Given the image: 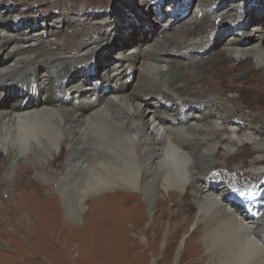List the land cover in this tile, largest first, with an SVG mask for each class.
<instances>
[{"label":"bare ground","instance_id":"1","mask_svg":"<svg viewBox=\"0 0 264 264\" xmlns=\"http://www.w3.org/2000/svg\"><path fill=\"white\" fill-rule=\"evenodd\" d=\"M148 1L142 0L138 6L123 0L106 11L104 24H92L82 22L87 20L84 11L70 17L61 8L36 0H0V7L6 9L3 13L8 2H16L28 7L32 19L45 26L44 34L34 28L26 34L18 25L28 24L30 19L13 21L0 12V196L4 192L7 201L19 196L28 199L30 207L39 205L35 216L55 210V192L62 198H75L74 206L68 203L66 211L73 214L87 209L90 231L113 226L106 243L116 264H147L149 256L158 255L157 241L164 223L177 219V209L169 212L167 205H182L190 192L192 213L181 212L186 217L183 227H172L174 238L185 235L174 264H264V211L237 203L244 193H264V165L255 167L253 162L259 161L255 158L251 174L240 180L212 175L219 148L231 154L238 144L248 141L262 150L259 127L250 125L240 133L226 104L216 95L198 93L203 88L200 82L184 88L178 85L183 86L188 74L200 70L217 51L198 59L200 52L213 50L220 32L234 29L236 24L242 31L215 59L252 60L264 77V13L253 16L242 4L237 8L241 0H233L232 10L216 13L215 21L210 18L213 7L224 0H188L190 10L184 19L159 12L161 20L155 16L159 25L155 28V20L147 14L152 7ZM35 4L44 7L35 10L31 8ZM53 13L57 17H50ZM223 19L231 23L227 25ZM76 21L83 28L78 35ZM86 25H95V30L82 37ZM144 26L148 27L145 32ZM61 27L71 29L72 43L64 45L61 34L65 29ZM123 28L126 31L121 33ZM136 28L149 43L135 41ZM44 35L54 39L46 40ZM212 35V44L204 40ZM116 36L118 44L109 48ZM32 41L38 47H22ZM130 42L133 44L126 47ZM45 43L55 46L56 53H49ZM27 53L30 56L23 57ZM174 57L189 59L185 63ZM194 61L198 68L187 70ZM208 69H201L197 76ZM232 70L228 67L226 72ZM222 131L224 143L217 137ZM49 169L57 173L54 178L47 175ZM31 174L42 181L41 190L51 187L54 191L44 204L39 200L40 190L28 179ZM88 196L91 199L85 206ZM23 201L13 209L7 210L4 201L0 206L3 221L12 229L28 227L19 218L28 209V202ZM123 213L125 218L120 217ZM106 214L110 218L102 219ZM148 220L158 228L144 229ZM38 222L35 220L36 225ZM43 222L48 229L58 225L52 213L45 214ZM192 223L190 237L186 230ZM125 225L138 236V247L128 240ZM8 235L0 242L6 255L11 248ZM141 236L146 237L143 244ZM73 237L60 244L62 264L72 262Z\"/></svg>","mask_w":264,"mask_h":264},{"label":"rangeland","instance_id":"2","mask_svg":"<svg viewBox=\"0 0 264 264\" xmlns=\"http://www.w3.org/2000/svg\"><path fill=\"white\" fill-rule=\"evenodd\" d=\"M14 1H21V2H30L34 0H14ZM38 2H44L48 6H57L61 8V11L65 13V16L67 14H70L74 17L73 14L79 12H85L87 14V20L84 21V19H81L82 22H91L94 23H101L102 20H104L107 16V12L109 11L113 6L117 5V3H121L123 0H36ZM131 3L138 4L142 0H129ZM154 0H149V4L151 7V13H147L150 20L154 21L156 12L162 11L165 15H169L172 13H167V8H172V11L174 9L175 12L180 13L182 11L185 4H181L179 8L176 6L170 5L168 1H165V3L160 7V9L155 8L157 4H154ZM182 1V0H180ZM179 3V0H177ZM176 2V3H177ZM185 3L188 2V0H184ZM242 4L241 8L248 10L249 13H252L253 16H255L258 12L264 13V0H241L237 6V8H240L239 5ZM246 4V5H245ZM7 6L9 7L6 11V13H3L6 9H3L0 7L1 14H7L8 19L13 21H21V19H30L28 24L24 25L21 23L19 24L18 30L21 32H25L26 34L29 33V30L31 28H34L38 30L39 32H42L44 34L45 30L42 27H45L43 25L44 22L41 20L34 21L32 19V12L29 10L27 11L28 7H23L21 4L17 5L16 2L10 3L8 2ZM31 6V5H30ZM233 6V0H224L220 5H214L213 11L214 13H211L210 18L217 21L218 16L216 13H224L227 10H232ZM44 5H33L31 8L35 10L42 9ZM124 7V6H123ZM122 7V8H123ZM121 8V9H122ZM251 8L254 10L251 12ZM190 10V9H189ZM41 12V11H40ZM58 13L51 14L50 17H57ZM146 14V15H147ZM187 14H189L187 12ZM186 14V15H187ZM152 15V16H151ZM202 14L198 15V20L200 21L198 24H201ZM258 16V15H256ZM216 17V18H214ZM154 20H153V19ZM157 20V19H156ZM154 21L156 24L155 28H158L159 25L157 24V21ZM223 21H227V25L230 22L229 19H223ZM33 22V23H31ZM77 27V33L76 35L80 34V32L83 30L81 24V21H76ZM157 22V23H156ZM48 23H51L48 21ZM174 24V23H173ZM31 25V26H30ZM63 25V24H62ZM57 26V25H56ZM241 26L239 24H236L234 29H226L220 32L221 34L219 37V43L214 47L213 50L207 52H200V55H198L196 58H204L208 55H211L213 52L214 56L211 59H208L209 61L206 63H203L200 66V70L189 73L188 74V80L187 82L182 86L180 83L178 84L181 86V88H184L185 86H196L198 82L203 85L202 89H198V93H201L203 96H207L209 94L216 95V97L224 103L226 107H228L232 114H234V120L237 122L238 127L237 131L242 133L245 131L250 125H256L259 127L260 130V138L262 139L263 145H264V77L258 73V70L255 69L254 63L251 61L246 60V58H235L231 61H228L227 59H223V61L217 62V59L215 57L217 54L219 55V51L224 48L225 46H229L231 43H233V39L237 37L236 33L242 30H239ZM64 28L65 31L61 36L64 38V45L72 43V40L74 41V35L71 33V29ZM60 28V29H61ZM246 28H251V25L246 26ZM57 30L59 28H56ZM59 29V30H60ZM123 28L122 32H125ZM93 30V31H92ZM95 30V25H86L84 28V34L81 36H91ZM148 27L144 26L143 32L147 31ZM233 30V31H232ZM20 32V33H21ZM138 29H135V41H141L146 40L149 43L148 38H143L141 35H138ZM115 32L112 33V36H114ZM125 34V33H124ZM240 35V34H239ZM150 36V34H149ZM60 37V36H58ZM215 36H210L209 39L206 41H209L210 43L214 41ZM45 38V35H44ZM74 38V39H73ZM46 40L52 41L54 37L52 35H49L48 38H45ZM113 43H111L109 48L112 47V44H114L113 47H116L115 45L118 44L119 38L113 37ZM66 40V41H65ZM48 42V41H47ZM59 45L62 44V41H57ZM105 42H101L102 46H104ZM48 45L49 49L52 54L56 53L55 46H51L48 43H45V45ZM133 43H128L126 47H129ZM212 44V43H211ZM39 43L32 41L29 43H25L22 45L24 49L28 50V48L31 47H38ZM108 48V49H109ZM241 48V47H240ZM29 53L25 54L23 57H27ZM212 54V55H213ZM211 55V56H212ZM30 56V55H28ZM20 55H16L15 58H19ZM173 59L180 60L181 62H188L189 57H174ZM217 64L216 67H214V64ZM198 64V61H194L193 64L190 65L188 69L198 68L196 65ZM220 64V65H219ZM194 66V67H193ZM232 68V71L226 72L227 68ZM209 68L208 71L205 73V75L201 76L200 78L197 76V74L201 71V69ZM184 70V69H183ZM101 71V70H100ZM212 76V77H211ZM205 81V82H204ZM213 81V82H212ZM191 92H194L191 90ZM229 100V101H228ZM234 112V113H233ZM237 119V120H236ZM225 128V127H223ZM224 132L222 131L221 135L217 134L218 140L221 143H224L226 141V138L223 137ZM224 147H221L216 152V158L217 161L214 165V169L212 171V175L214 176H226L230 179H238L240 180L241 177H246L247 175L251 174L250 167L252 166L253 160L255 158H259V161L253 162L255 167H259L261 165H264V147L262 150H258L253 147L251 143L248 141H244L242 144H238L233 150L231 154H228L226 150L223 149ZM219 153V154H218ZM259 153V154H258ZM262 153V154H261ZM257 156V157H256ZM62 162L65 160V155L62 154ZM251 160V161H250ZM47 165V164H46ZM235 171H239L237 173H234ZM250 172V173H249ZM57 173H55L53 170H48L47 175L51 178H54V176ZM1 177V175H0ZM28 179L30 183L36 187V189L41 193L39 200L43 202H46L47 200H50L53 195L56 194L53 198V204L55 205V210L53 212L45 211V214L48 215L49 213H52L57 216L58 219V225L56 227H53L51 229H48L47 227H44L43 217L42 214H37L35 216L34 212L38 210L39 205L36 207L31 206V202L27 201L28 199H24L22 197H12L9 201H7V194L4 192H1L0 196V206H3L2 201H4V204L7 206V210L9 207L11 209L15 208L17 205H20L22 201L26 204L28 202V209L24 210L22 214L20 215V220H24V223L28 226L27 228H11V225L7 224L3 221V213L0 214V242L4 238V235L8 233L9 235V243H11L10 252L8 255L5 254L3 251V246L0 243V264H62L59 258L60 253V244L64 242L65 240H68L73 237L74 242L71 245L70 248V264H116V260H114V257L110 255L111 249L107 245L106 241L109 238V235L107 234L108 229H112L113 226L106 225L104 229L98 231L97 233H94L93 231H90L89 224H90V216L89 213H87V209L85 211L81 212H74L73 214H68L66 211L68 203L73 205L75 204L76 199L75 198H62L52 190L50 187L49 189H43L41 190L40 185L42 184V181L35 175L31 174L28 176ZM1 183V182H0ZM7 190V188H6ZM91 199L90 196L85 198L84 205H88V201ZM159 200V199H158ZM157 200V201H158ZM142 202V200H141ZM39 204V203H38ZM176 205V204H175ZM43 206V205H41ZM74 206V205H73ZM30 207V208H29ZM174 208H176V214L177 219L176 221L170 222L167 220L162 228L161 235L158 237L157 241V250L158 255L156 258H152L149 256L147 264H174L176 251L178 248L179 243L181 242V237H175L172 233V227L173 228H181L183 227L185 223V214H181V212L186 211L188 213H192L194 208V202H193V196L190 192H188L184 198L182 205L179 206H172L171 204L167 205V210L173 211ZM10 209V210H11ZM114 215V214H113ZM125 215L120 214L121 218H125ZM43 216V217H42ZM115 216V215H114ZM193 216V214H192ZM191 216V218H192ZM110 218L109 214H106L105 217H102V219ZM117 218V217H116ZM35 220H39L37 225L35 224ZM85 222V223H84ZM84 223V226H83ZM153 223V224H152ZM155 222L147 221L143 228H147L148 226H151L153 229H157L158 226L154 225ZM43 226V227H42ZM83 227V228H82ZM125 230L128 231V240L132 243H135L138 247V236L134 233L133 230H131V227L129 225L124 226ZM82 228V229H81ZM106 228V229H105ZM76 229V230H75ZM194 229V224H190L187 228L186 235L189 236L191 232ZM78 236H75L76 233ZM191 237V235H190ZM188 237V238H190ZM65 238V239H64ZM67 238V239H66ZM107 239V240H106ZM189 240V239H188ZM140 244H143L146 242V237H140L139 239ZM156 250V251H157ZM138 262V261H137Z\"/></svg>","mask_w":264,"mask_h":264}]
</instances>
